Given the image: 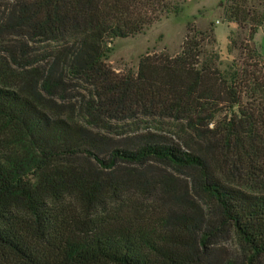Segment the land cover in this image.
<instances>
[{"label":"trees","instance_id":"obj_1","mask_svg":"<svg viewBox=\"0 0 264 264\" xmlns=\"http://www.w3.org/2000/svg\"><path fill=\"white\" fill-rule=\"evenodd\" d=\"M10 1L0 34L51 51L0 83V264H264V60L251 44L263 13L220 3L223 21L249 29L226 69L204 48L213 27L188 23L178 54L147 53L122 73L104 60L108 43L187 0ZM72 79L86 92L58 104ZM137 115L168 120L181 141L146 131L117 144L103 132ZM229 232L241 258L208 259Z\"/></svg>","mask_w":264,"mask_h":264},{"label":"rangeland","instance_id":"obj_2","mask_svg":"<svg viewBox=\"0 0 264 264\" xmlns=\"http://www.w3.org/2000/svg\"><path fill=\"white\" fill-rule=\"evenodd\" d=\"M221 2H225V0H187L178 14L162 18L146 27L141 33L111 40L108 43L109 50L105 54V62L116 72L124 73L128 70L136 72L140 57L147 53L166 52L170 55H176L182 49L187 33V24L193 23L195 28L201 31L213 27L215 42L205 44L204 48L206 50H215L220 58V68L226 69L231 63L239 62L240 49L238 47L246 42L249 29L247 26L223 21V6L220 4ZM11 4L10 0H0V16L5 13ZM247 4L249 7L253 6L258 13H263L264 15V0H247ZM251 44L257 48L261 58L264 60V18L263 24L258 28ZM50 51L51 45L47 42L30 40L26 35L0 34V83L6 82L9 85H13L14 81H18V72L24 69L22 66L29 69L30 67L44 65ZM35 60L37 61L36 63L31 66L27 65V61ZM84 87L79 81L72 79L65 87L66 91L58 95L57 103L69 105L76 102V97L79 93L86 92ZM63 95L65 99L60 100V96ZM42 96L46 98L45 101L49 100L48 96L44 94ZM49 105L52 104L49 103ZM58 107L52 108L50 106L49 108L54 112L56 108L58 110L63 109V107ZM164 122L157 124L158 121L156 119L137 115L128 119L110 120L111 131L103 132L111 137L112 142L117 144H120L126 137L146 131H156L172 137L175 141H181L176 138L173 128L166 124L168 120H164ZM209 127H212V124ZM157 167L159 168L160 166ZM161 170L171 176V178H174V183L177 186H184L187 181V176L184 173H179L171 168L163 169L162 167ZM229 176L233 177L237 182H243L247 178L244 172H235L234 176ZM150 202L151 199L147 201V203ZM241 253L237 238L233 233L229 232L220 235L216 242L211 244L206 257L217 263V260L222 258H241Z\"/></svg>","mask_w":264,"mask_h":264},{"label":"crops","instance_id":"obj_3","mask_svg":"<svg viewBox=\"0 0 264 264\" xmlns=\"http://www.w3.org/2000/svg\"><path fill=\"white\" fill-rule=\"evenodd\" d=\"M218 22V21H217Z\"/></svg>","mask_w":264,"mask_h":264}]
</instances>
